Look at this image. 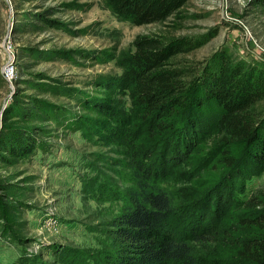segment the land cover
<instances>
[{"label":"rangeland","instance_id":"1","mask_svg":"<svg viewBox=\"0 0 264 264\" xmlns=\"http://www.w3.org/2000/svg\"><path fill=\"white\" fill-rule=\"evenodd\" d=\"M137 36L190 46L173 61L178 68L202 67L203 78L225 54L260 69L264 0H189L167 21L143 26L119 21L104 0H0V142L12 147L18 135H27L38 143L27 159L0 156L2 260L13 261L20 247L25 257L48 264L101 260L109 221L119 211V204L107 201L109 186L124 190V183L106 163L122 159V149L96 135L106 133V122L115 123L96 109L128 108L116 89L119 60ZM33 99L46 103L50 117L31 108ZM75 121L85 127L84 135L73 128ZM203 140L179 170L195 168L202 155H211L213 136ZM209 167L219 172L212 158ZM84 183L103 196L89 195ZM256 190H264V172L240 196L247 199ZM235 204L220 213L223 219L214 215L212 243L197 246L205 264H254L241 253L252 230L241 227L246 211Z\"/></svg>","mask_w":264,"mask_h":264},{"label":"trees","instance_id":"2","mask_svg":"<svg viewBox=\"0 0 264 264\" xmlns=\"http://www.w3.org/2000/svg\"><path fill=\"white\" fill-rule=\"evenodd\" d=\"M188 1L104 0L115 18L132 26L163 23ZM189 47L158 36H137L132 50L119 60L116 89L127 98L128 108L96 109L115 123L106 122V133L96 135L122 149V159L106 163L116 169L124 190L109 186L107 201L119 204V211L109 221L101 260L88 264H205L197 246L212 243L214 215L223 219L220 213L234 201L246 211L241 227L252 230L241 253L264 264V190L242 199L249 180L264 172V67L225 54L203 78L202 67L178 68L173 61ZM30 106L50 117L44 101L33 99ZM74 127L84 135L85 127L77 121ZM209 135L215 141L211 155H202L195 168L179 170ZM15 144L0 142L2 161L27 159L38 147L27 135H18ZM211 158L219 172L209 167ZM84 188L89 195L104 194L87 184ZM21 250L6 262L0 248V264H48L25 257Z\"/></svg>","mask_w":264,"mask_h":264},{"label":"built area","instance_id":"3","mask_svg":"<svg viewBox=\"0 0 264 264\" xmlns=\"http://www.w3.org/2000/svg\"><path fill=\"white\" fill-rule=\"evenodd\" d=\"M5 74H6V76L8 78H10L9 76H12V74H13V66H12L11 62L8 63V66H6Z\"/></svg>","mask_w":264,"mask_h":264}]
</instances>
